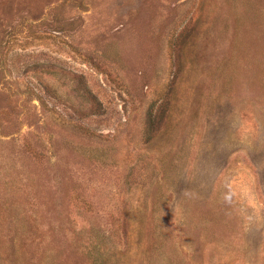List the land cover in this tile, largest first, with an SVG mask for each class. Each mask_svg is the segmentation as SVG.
<instances>
[{"label":"rangeland","instance_id":"374dc122","mask_svg":"<svg viewBox=\"0 0 264 264\" xmlns=\"http://www.w3.org/2000/svg\"><path fill=\"white\" fill-rule=\"evenodd\" d=\"M0 264H264V0H0Z\"/></svg>","mask_w":264,"mask_h":264}]
</instances>
